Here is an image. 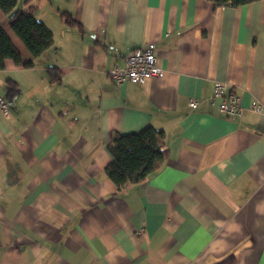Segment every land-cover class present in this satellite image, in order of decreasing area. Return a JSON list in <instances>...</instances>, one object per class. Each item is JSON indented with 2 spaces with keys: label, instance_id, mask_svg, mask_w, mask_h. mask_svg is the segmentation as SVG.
Returning a JSON list of instances; mask_svg holds the SVG:
<instances>
[{
  "label": "crops",
  "instance_id": "crops-1",
  "mask_svg": "<svg viewBox=\"0 0 264 264\" xmlns=\"http://www.w3.org/2000/svg\"><path fill=\"white\" fill-rule=\"evenodd\" d=\"M31 5L55 40L37 59L0 10L34 61L0 71V264H264V113L252 110L264 107V0ZM150 43L162 77L116 85L108 72ZM217 82L241 96V117L219 112ZM150 126L165 134L163 165L119 191L110 143Z\"/></svg>",
  "mask_w": 264,
  "mask_h": 264
},
{
  "label": "trees",
  "instance_id": "trees-1",
  "mask_svg": "<svg viewBox=\"0 0 264 264\" xmlns=\"http://www.w3.org/2000/svg\"><path fill=\"white\" fill-rule=\"evenodd\" d=\"M215 8L241 7L263 0H206ZM33 0H0V10L9 18L14 34L21 40L34 59L51 48L55 42L53 32L36 15ZM27 7L23 9L21 6ZM66 25H76V20L68 12H61ZM11 60L24 68L34 66V61L24 62L21 53L0 25V71L5 69V62ZM57 69H50L54 80ZM17 90L11 83L9 95ZM165 134L152 126L130 133L116 134L109 146L112 161L106 168V174L123 190L129 184H139L157 172L164 162Z\"/></svg>",
  "mask_w": 264,
  "mask_h": 264
},
{
  "label": "built area",
  "instance_id": "built-area-1",
  "mask_svg": "<svg viewBox=\"0 0 264 264\" xmlns=\"http://www.w3.org/2000/svg\"><path fill=\"white\" fill-rule=\"evenodd\" d=\"M155 44H145L131 52L126 57L123 67H115L108 74L113 82L122 86L127 83L143 84L147 80L160 78L163 75V69L158 64L155 54ZM226 85L217 82L214 85L213 100H219V112L229 118H239L243 114L242 98L233 93L226 92ZM190 106L195 109L198 101L192 99ZM10 106L4 97H0V111L5 116H9ZM252 110L257 114L264 113L263 105L255 101L252 104Z\"/></svg>",
  "mask_w": 264,
  "mask_h": 264
}]
</instances>
